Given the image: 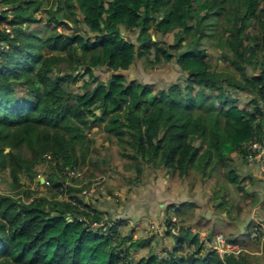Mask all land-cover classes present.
I'll use <instances>...</instances> for the list:
<instances>
[{
	"label": "trees",
	"instance_id": "trees-1",
	"mask_svg": "<svg viewBox=\"0 0 264 264\" xmlns=\"http://www.w3.org/2000/svg\"><path fill=\"white\" fill-rule=\"evenodd\" d=\"M136 61L144 71L175 63L181 76L163 88L127 80L122 72ZM101 68L111 72L104 81L93 72ZM258 99L264 100V0H0V173L11 180L9 192L0 193V264H257L264 238L251 219L240 237L207 220L205 241L190 224L171 230V215L189 202L164 209L163 235L172 240L160 253L150 249L152 237L121 233L122 221L86 229L74 219L76 209L57 199V170L75 166L90 180L111 166L137 183L146 165L190 185L194 174L212 181L216 171L241 194L234 206L241 217L258 198L246 192L233 162L246 161L243 144L263 134L254 117ZM93 127L103 134L97 147ZM104 142L122 166H112ZM44 154L62 164L43 173L47 185L25 188L20 176L32 180ZM80 192L66 189L78 202ZM213 193L218 208L229 204L221 190ZM260 210L264 224V203ZM216 234L239 252L220 258L206 248ZM249 236L256 245L261 240V254L246 250L242 239Z\"/></svg>",
	"mask_w": 264,
	"mask_h": 264
},
{
	"label": "crops",
	"instance_id": "crops-1",
	"mask_svg": "<svg viewBox=\"0 0 264 264\" xmlns=\"http://www.w3.org/2000/svg\"><path fill=\"white\" fill-rule=\"evenodd\" d=\"M89 134H91V137L94 139L95 147L99 146L102 142V132L93 127ZM103 144L104 149L108 148L107 150L111 149L113 146L111 144L109 147L107 142H104ZM244 165L245 173L242 174L244 177L242 183L246 184V192L252 193L254 200H257L258 198L259 201V198L261 197L257 193L260 191V184L264 183V180L261 178L256 166L253 167L252 164L248 163L247 161H244ZM106 169L107 170L105 171L104 175H101L103 176L102 183L92 189L90 194L86 197V201L90 203L91 206L96 210L105 214L111 221H122V225L118 227L119 230H121L123 234L125 230L127 233H130L134 238H132V240L146 238L147 236L152 237L149 247L153 252L160 253L159 251L168 247L172 240L170 236L163 235V232L165 231L164 209L169 205H178L184 202H189L187 200H175L176 197L174 196V188L179 185L178 183L181 180L177 178L179 180L177 181L174 178L175 176H173L171 179L168 178L167 175L164 174V170L162 168L156 167L155 170L153 169L152 171L146 165H144L141 179L142 181L140 180L137 183H130L126 181L124 176L121 175V177H119L120 175H118L117 170H113V167L108 166ZM131 175H133V173H131ZM118 177L119 181L116 179ZM147 179H150L151 185L148 183H143ZM183 181L185 183L187 182L186 180ZM130 185H133L131 190H129ZM250 185L253 186L254 189L249 191L247 188ZM262 187L264 188V184H262ZM262 194H264V191ZM189 203H193L194 209H196V212L194 213L195 216L192 218H190V216H186L187 219L185 221L180 219L178 221L182 222L181 224L185 226L186 224H190L192 227L190 231L193 234L198 233V237L203 236V239L201 240L199 238V240L205 241L207 231L210 228V223L216 222L220 225L221 222L207 218L205 215V208L203 207L204 205L201 206V204L195 202ZM173 209L174 208H171L170 212H173ZM200 211L202 216L198 215ZM199 217L202 220H200ZM170 218L175 220L176 218L178 219V217H174L172 215ZM194 218H197L196 223L187 222ZM204 220H209L210 223H205ZM178 223L176 221L173 227ZM127 225H129V227ZM237 232L242 234L243 230L242 232L237 230ZM149 247L144 248L145 254L142 255H146V253H148ZM206 248L208 247L206 246Z\"/></svg>",
	"mask_w": 264,
	"mask_h": 264
},
{
	"label": "rangeland",
	"instance_id": "rangeland-1",
	"mask_svg": "<svg viewBox=\"0 0 264 264\" xmlns=\"http://www.w3.org/2000/svg\"><path fill=\"white\" fill-rule=\"evenodd\" d=\"M51 2H52V0H49V4ZM35 16H36V20L41 19V17H42L41 14H36ZM2 26H4V24ZM59 28H57V31L60 30ZM249 30H250V32H254L256 30V28H250ZM167 39H170V36H168ZM217 64L219 67H223V63L221 61H217ZM178 70L179 69L175 65V63H168V64H164L161 67H156L152 70L144 71L140 65V62L136 61L134 65H131L127 71L122 72V73L126 76L127 80L133 79V80L140 82V83H143V84H145V83L146 84H153L154 86H156L158 88H163L167 84H169L170 82L176 81L181 76L180 75L181 73ZM93 72H94V75L98 76L99 79L102 81H104L108 77V75L111 73L108 70H106V68L97 69V70H94ZM119 72H121V71H119ZM247 72L248 73L250 72L249 69L247 70ZM81 80L82 79L79 78L76 81V86H80ZM239 98H240V100L243 101V100H245L246 97H245V95L240 94ZM107 156H108V158L111 159L112 166H114L112 160L113 161L120 160L118 163L119 166H122L124 163L123 162L124 160L121 159L120 156H118L116 154L114 146H112L111 149L107 150ZM92 157H94V156H92ZM233 165L236 168V171L239 175L242 176V174L245 173V171H244L245 170L244 160L240 159L239 157H235ZM252 166L255 167L256 165L252 164ZM131 173L129 175L131 177H134L133 175H131ZM36 174L37 173L35 172L32 180H29L27 177L21 175L20 176V183H23L25 188L29 187V188L33 189L34 187H36V177H37ZM119 174H120V172H118V175ZM113 175H114V173H113ZM194 176L196 177V182H194V185H190L191 183L189 181L186 182L187 185L184 181L183 182L180 181L178 183L179 185L176 188H174V192H175L174 196L176 197L175 200H179V201L187 200L189 202L199 203V204H201V206L204 205L203 207L205 208V215L207 218L214 219L217 222H221L219 225V228L221 230H224L223 231L224 233L233 232L234 234H237L236 235L237 237H240V235H242L241 233H238L237 230L239 232H242V230H244V228L246 226V223L250 219L255 221V222H258L262 226L263 235H262L261 240H263V238H264V224L260 223V221L263 219L262 218L263 215H262V212L260 210V206L264 203V194H262L264 191L262 184H264V183L260 184V186H261L259 188L260 191H258V193H257L261 197V198H259V201H257L255 204H253L252 207L249 208L246 212H245L246 209L243 208L244 213L240 218L236 215L234 206L236 205L237 201H240L242 199V196L237 191L236 186L234 184L228 182V180L226 179L224 174H220L219 172L215 171L213 173L214 180H212V181H209V180H206V181L202 180L201 181L200 178H198V176L196 174H194ZM119 177H121V175ZM119 177L116 178L118 181H119ZM174 178L177 181H179L177 179L178 176L175 175ZM144 179H145V176H144ZM10 181H11L10 177L6 171L0 173V193L9 192ZM143 183H148L149 185H151L150 179H147ZM132 186L133 185L129 186V190H131ZM222 186L225 188L224 191H222V188H223ZM253 189L254 188L251 185L248 186V188H247V190H249V191L253 190ZM215 190H221L220 197L224 196V198L226 199V202H228L230 205L232 204V208L230 207L229 204H228L229 206L223 205L222 208L217 207V203H219V200H216V197H214L213 192ZM195 212H196V209H194V205H192V204L179 206L178 212H177L179 214V216H177L178 219L177 218H176V220L171 219L170 222H172L171 224H175L176 221L178 223L179 222L178 220L180 218L186 219L187 218L186 216H190V218H192L193 216H195V214H194ZM223 212H225V213H223ZM198 215H201V211H200V213H198ZM227 215L231 216V218H228ZM200 220H202V219L200 218ZM196 221H197V218H194L191 221L189 220L187 222L196 223ZM232 223H234V224H232ZM127 226L129 227V225H127ZM119 231L122 233L121 230H119ZM124 233L127 234V231L125 230ZM174 233H177L176 228L174 229ZM255 235L256 234L254 232L251 233L252 238H254ZM131 238H133L132 235H131ZM170 238H172V237L170 236ZM199 238L202 240L203 236H199ZM248 239H250V236L248 237ZM261 240L256 245L254 242V239H252L250 242H247L246 238H245L244 241L242 239V243L244 245H246V250L254 248V247H258L259 249L256 250L257 251L256 254H261V245H260ZM169 241H170V239H169ZM142 254H145L144 249L132 252V255H134L136 257L141 256ZM257 264H264V259L257 261Z\"/></svg>",
	"mask_w": 264,
	"mask_h": 264
},
{
	"label": "built area",
	"instance_id": "built-area-1",
	"mask_svg": "<svg viewBox=\"0 0 264 264\" xmlns=\"http://www.w3.org/2000/svg\"><path fill=\"white\" fill-rule=\"evenodd\" d=\"M258 106H259V113L256 114V117H259L264 121V101L263 102L259 101ZM244 148L246 150V156L249 159V161H255L256 163L259 164L261 175L264 178V136L262 140L259 142L256 141V142L245 143ZM44 158H45V162L40 166H38L36 181H38L40 184L45 183L47 185V182L44 181L45 176L43 175L47 166L49 167H53L55 165L60 166L62 162L61 159H57V161L51 160V156L49 154H45ZM48 163L50 164L48 165ZM57 176L59 179L63 178V180L60 181V186H59V191L61 192L59 193L60 194L59 199L62 200V202L76 209V211L78 212V215L76 216V220L78 222L82 223V225L86 227V229H90V230L101 229L102 231H104L105 228L111 226L112 223L106 217L102 216V218L99 221L91 219L94 209L90 208L89 204L85 201L86 197L90 194L92 189H94V187L99 184L100 178H96L92 180V183L90 184L89 188L81 189V192L77 195L78 198L81 199V202H78L76 198L73 197V194L66 193V189L67 187H71V188L80 187V185H76L75 183L72 182V180L81 179V172L79 171V169L75 166H72L70 168L65 167L64 169L60 168L59 170H57ZM39 180H42V182H40ZM171 223L172 222H170V225H172ZM205 245L208 248L215 250L220 258L224 254L239 252V248L237 247V245L227 244L221 234H216L213 238V241L209 244L205 243Z\"/></svg>",
	"mask_w": 264,
	"mask_h": 264
},
{
	"label": "clouds",
	"instance_id": "clouds-1",
	"mask_svg": "<svg viewBox=\"0 0 264 264\" xmlns=\"http://www.w3.org/2000/svg\"><path fill=\"white\" fill-rule=\"evenodd\" d=\"M179 69V68H178ZM180 70V69H179ZM120 71V70H119ZM180 73H181V71H180ZM259 101H261V102H263L264 100H257V105H258V102ZM94 111H97V110H94ZM93 111V112H94ZM98 112V111H97ZM259 113V106H258V112L257 113H255L254 114V117L257 119V120H260L261 122H263V134H262V136L260 137V139L259 140H251V141H247V142H256V141H261L262 140V138H263V136H264V121L261 119V118H259V117H256V114H258ZM95 114V113H94ZM95 115H98V114H95ZM247 142H245V143H247ZM244 143V144H245ZM244 144H243V149H244V151H245V157H246V161L248 162V163H251V164H255L256 165V168H257V170L259 171V174H260V176H261V178L264 180V178L262 177V175H261V170H260V166H259V164L258 163H256L255 161H249V159L247 158V156H246V150H245V148H244ZM6 151H7V149H6ZM45 155V154H44ZM44 155H43V158H44ZM72 167V166H71ZM47 168H49V166H47ZM47 168H46V170H47ZM45 170V171H46ZM34 172H38V166L35 168V171ZM81 172V171H80ZM37 175V174H36ZM36 177V176H35ZM96 178H100V182H99V184H101L102 183V176H97V177H95V178H92V179H90V180H82V179H80V180H72V182L73 183H75L76 185H80V187H79V189H83L82 188V185H87V188H89V186H90V184L92 183V180H94V179H96ZM63 180V178H60V181H62ZM86 181V182H85ZM85 182V183H84ZM98 184V185H99ZM97 186V185H96ZM77 189V188H76ZM78 195V194H77ZM59 196H60V194L58 193V195H57V199H59ZM60 200V199H59ZM60 201H62V200H60ZM85 201H86V199H85ZM87 202V201H86ZM88 203V202H87ZM89 204V207L90 208H93L94 209V212H96L97 210L94 208V207H92L91 206V204L90 203H88ZM77 212V211H76ZM78 213V212H77ZM78 215V214H77ZM76 215V216H77ZM76 216L74 217V219L76 220ZM102 216L103 217H106L111 223H113L114 221H111L105 214H100V219L102 218ZM65 219L66 220H68V221H72V218H71V216H70V214H66V216H65ZM170 219H172V218H170ZM77 221V220H76ZM78 222V221H77ZM80 223V222H79ZM80 224H82V223H80ZM173 225L174 224H172L171 225V230H173ZM83 226V225H82ZM86 228V227H85Z\"/></svg>",
	"mask_w": 264,
	"mask_h": 264
},
{
	"label": "water",
	"instance_id": "water-1",
	"mask_svg": "<svg viewBox=\"0 0 264 264\" xmlns=\"http://www.w3.org/2000/svg\"><path fill=\"white\" fill-rule=\"evenodd\" d=\"M178 71L180 72L181 70H178ZM94 113H95V114H98L97 111H94ZM5 151H6V150H5ZM39 181L42 182V180H39ZM67 222H70V221L67 220Z\"/></svg>",
	"mask_w": 264,
	"mask_h": 264
}]
</instances>
